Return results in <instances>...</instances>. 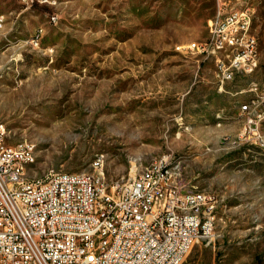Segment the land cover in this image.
<instances>
[{
	"label": "rangeland",
	"instance_id": "obj_1",
	"mask_svg": "<svg viewBox=\"0 0 264 264\" xmlns=\"http://www.w3.org/2000/svg\"><path fill=\"white\" fill-rule=\"evenodd\" d=\"M221 9L250 10L260 51L222 89L188 50ZM2 16L0 121L35 146L32 178L112 187L167 158L184 190L216 199L214 234L184 264H264V0H0Z\"/></svg>",
	"mask_w": 264,
	"mask_h": 264
},
{
	"label": "built area",
	"instance_id": "obj_2",
	"mask_svg": "<svg viewBox=\"0 0 264 264\" xmlns=\"http://www.w3.org/2000/svg\"><path fill=\"white\" fill-rule=\"evenodd\" d=\"M252 27L250 10L221 9L210 21L211 42L188 48L213 60L220 89L237 74L258 71ZM30 151L31 143L9 144L0 121V264H184L214 234L215 197L184 190L167 158L111 187L103 173L32 178Z\"/></svg>",
	"mask_w": 264,
	"mask_h": 264
},
{
	"label": "bare ground",
	"instance_id": "obj_3",
	"mask_svg": "<svg viewBox=\"0 0 264 264\" xmlns=\"http://www.w3.org/2000/svg\"><path fill=\"white\" fill-rule=\"evenodd\" d=\"M207 44V43H206ZM230 60H237V53H230ZM255 71H252V74L254 73ZM254 103V101H252L251 103L249 104H246L242 107V111L244 110H247L248 109V105ZM30 161L31 162H36L37 161V154H36V149H35V146L32 145V151H30Z\"/></svg>",
	"mask_w": 264,
	"mask_h": 264
},
{
	"label": "crops",
	"instance_id": "obj_4",
	"mask_svg": "<svg viewBox=\"0 0 264 264\" xmlns=\"http://www.w3.org/2000/svg\"><path fill=\"white\" fill-rule=\"evenodd\" d=\"M0 19H2V24L0 26V28H3L4 27V23H5V17L2 16ZM252 112V111H251Z\"/></svg>",
	"mask_w": 264,
	"mask_h": 264
}]
</instances>
